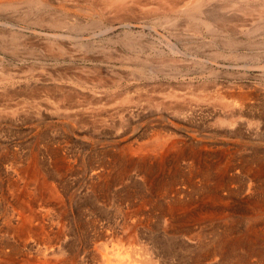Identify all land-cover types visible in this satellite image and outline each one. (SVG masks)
<instances>
[{"label":"rangeland","instance_id":"obj_1","mask_svg":"<svg viewBox=\"0 0 264 264\" xmlns=\"http://www.w3.org/2000/svg\"><path fill=\"white\" fill-rule=\"evenodd\" d=\"M33 2L0 0V193L27 179L34 166L61 174V189L83 192L68 201L76 210L102 207L90 197L94 185L107 193L109 213L120 201L164 204L167 198L153 190L170 188L198 205L197 196L214 188L206 200L218 209L201 239L212 244L222 228L232 241L225 264L264 261V13L258 10L264 1L125 0L123 11L104 0ZM197 2L201 12L193 9ZM231 108L239 124L218 119ZM241 158L259 165L250 188ZM154 221L149 244L178 243V264L200 256L201 239L186 242Z\"/></svg>","mask_w":264,"mask_h":264},{"label":"bare ground","instance_id":"obj_2","mask_svg":"<svg viewBox=\"0 0 264 264\" xmlns=\"http://www.w3.org/2000/svg\"><path fill=\"white\" fill-rule=\"evenodd\" d=\"M33 1L34 0H32V3H34ZM104 1L107 4L109 3L110 5H114V7L117 8V10H119V11L122 10V9L128 8V6L126 5V3H124L125 0H104ZM261 1H264V0H261ZM172 2L174 3L175 0H172ZM38 3H40V2H38ZM137 3H138V0H137ZM199 4H200L199 2H197L196 4L194 3L192 5V6H194L193 9L200 10V9H198ZM2 5H4V4H2ZM96 5H98V4H96ZM99 5H100V3H99ZM170 5H171V3H170ZM174 5H175V3H174ZM114 7H113V9H114ZM137 7H139V6H137ZM172 8H174V7H172ZM200 8H201V6H200ZM260 8L262 10V7H260ZM258 10H259V12L264 13V10H262V11H260V9H258ZM241 11L243 13H246V14H248L247 11L249 12L248 9H247V11L245 10L246 12L244 11V9L241 10ZM200 12H201V10H200ZM122 13H124V12H122ZM205 24H206V26L209 25L206 22H205ZM262 66H264V65H262ZM58 83H59V81H58ZM73 83H74V81H73ZM241 97H244V98H242L241 104L239 105V111L242 110L241 108L243 106H246L245 105V102H246L245 101V98L247 96L245 97V95H243ZM248 97H250V96H248ZM38 102H41V100L40 101L38 100ZM213 104L214 103H212V105ZM227 107H229V106H227ZM233 108H231V110L228 109V110H230V112L228 111L227 114L223 118L218 117V119H221V120L224 119L225 122H227L229 125H234L235 123H238V119L235 118V115L237 113L236 112L237 110L235 111ZM102 110H103V108H102ZM68 112H70V111H68ZM262 119H264V118H262ZM84 120H86V119H84ZM262 122H264V121H262ZM172 147L174 148L175 146H172ZM140 148L141 147H139V149ZM139 149L137 148V150H139ZM121 156H124V154L121 155ZM224 162H225V160H224ZM239 162H241V161H239ZM239 162H237V163H239ZM259 162L260 161H258V164H259ZM158 163L160 164L161 162H158ZM229 163H230V161H229ZM233 163H235V162H233ZM252 163L253 162H250V161H248L247 159L244 158V160L242 161L241 170H240L243 173V176L246 177L245 180L247 179L248 181H250L249 184H248V188H250V186H255V185H252V181L254 180L253 177L256 176V172H259L258 171L259 165H257L258 168H256V166L254 164H252ZM66 164H69V163L66 162ZM225 164H224V166H225ZM132 165H134V164H132ZM237 167H239V166H237ZM218 168H220V167L218 166ZM38 169L34 166L33 169H32V173L29 174V175H27L28 178L27 179L26 178L23 179L22 182L20 180L21 184H19L20 182L18 183V185H15L14 184L13 187L11 186V187H9L7 189H4L0 193V264H176V263L178 264V262H176V257H178V256H176V254H177V249L176 248L178 246V243H176L175 241L172 240V241H168V242L162 244L159 241L154 240V241H152L151 244H149V242L147 241L148 240V236H149L148 235V230H153V229H151L149 227L150 222L153 221V220H155L157 224L160 223L162 225V227L164 228V232H165V230L168 231L171 234L172 233H176L177 231H179V233L181 232V234L183 235L184 240H186V242L189 241V240H191V239H194V238H198V240H200L201 239V236L203 237L204 234H207V233H204V231H205V228H206L205 226H207V223H206L207 221L206 220H208L207 219L208 216H210V213H213V211H216L218 209L217 208V209L214 210V209H212L207 204L208 201L206 199L209 200V197H211L213 194H215L214 192H216L214 190V188H213L214 187L213 186V182H210V184L212 183V187L210 185L211 188H209V189H212V188L213 189L210 190V191H208V189L206 188L207 191L206 190L205 191L203 190L201 192L202 194L200 193V195L197 196L198 199H199V204L198 205H195V203H194L193 206H190L191 203L193 204L192 201L194 200L193 199L194 196L191 195V194L188 197L193 196L192 197L193 200H191V201H189V200L188 201H185L184 200L183 201L182 200L183 197H181V195L179 196V194L181 193V191L178 190V189H175V188H172L171 189L170 188V190H166V191H163V192H160L159 190L154 191L153 189H150V190H153V192L155 193L156 197H158V198H162V197L164 198V197H166L167 198V199L165 198L166 199V203L161 204L160 202H156V203L153 204V203H151L153 200L151 202H148L149 200L147 201V199H145V198H141L142 201H140V202H138V201L131 202V200H129V199L126 198V200H129V201H120V202H117L116 204L113 203L115 205L112 207V209H113L112 213H109V212L104 211V208L106 210H108L109 207H111V206H108V204H109L108 203L109 202V198H107V193L105 194V192H97L95 189H92L93 187H95V185H94L91 188V191H90L91 195H93V196H90V197H93L96 200L97 199L98 200L100 199V202H101L100 206H102V207H100L98 210H96V208L94 209V207L93 208H90L91 206L87 207L86 205H83V207L84 206L87 207L86 210H85V208H82L81 210H76V209H74L71 206V204H68V201L73 200L76 196H79L83 192L82 193H79V192H75L74 190H69V189H66V188L65 189H61L57 185V183H56V180L57 179L58 180H61V176H60L61 174L60 175L59 174H53V172L52 173H47V172L44 173L42 171L40 172V170H38ZM54 169L56 170L57 169V166H54ZM230 169H232V168H230ZM208 170L210 172V169H208ZM261 170L262 169H260V171ZM213 171H216V170L213 168ZM218 171H219V169H218ZM226 171H227V169H226ZM202 172H204V170ZM206 172H208V171H206ZM98 173H101V172H98ZM98 173L95 172L94 173L95 176H93V177L94 178H100V177H102L101 178L102 180H104V179L106 180L105 176H103V172H102V174H98ZM216 173H217V171H216ZM238 173H240V172H238ZM25 174L23 175V177L25 176ZM161 174H162V172H161ZM208 174L211 176L212 173L211 174L210 173H207V175ZM221 174H223V173H221ZM17 175H18V173H17ZM116 175H118V174H116ZM209 175H208V178H209ZM257 176H258V174H257ZM259 176H260V174H259ZM118 177L120 178V176H117V178ZM221 177H220V179H222ZM200 178H202V177H200ZM217 178H216V180H217ZM230 178H232V177L230 176ZM255 178L258 179L260 177H255ZM120 179L117 180V181H120ZM200 180L201 179H199V181ZM208 180H207V182H208ZM225 180H226V178H225ZM189 181H191V179ZM229 181H231V180H229ZM103 182L105 183V181H102L101 183H103ZM58 183H60V182H58ZM108 183H109V181H108ZM196 183H198V181ZM196 183H194V184L196 185ZM98 185H97V187H98ZM190 185H193V184H190ZM228 185L230 187V182H229ZM228 185H226V186L228 187ZM91 186H92V184H91ZM107 186H108V184H107ZM161 186H163V185H161ZM198 186H200V184ZM169 187H170V185H169ZM219 187H221V186H219ZM101 188L99 189V191L101 190ZM191 188H193V187H191ZM216 188L217 187H215V189ZM248 188H244V189H247V191H248ZM201 189H203V188H201ZM204 189H205V187H204ZM150 190H148V191H149V194L151 195ZM221 190H222V188H221ZM146 191H147V189H146ZM224 191H225V189H224ZM127 192L125 190V193L130 195V193H127ZM144 192H142V193H144ZM249 192H250V190H249ZM108 193L111 195L110 192H108ZM196 193H197V191H196ZM196 193H195V195H196ZM138 195H140V194H138ZM226 195L228 197V193ZM135 196H136V194H135ZM214 196H216V195H214ZM221 196H222V194H221ZM125 197H126V195H125ZM125 197L123 196V199ZM220 197H218V198H220ZM154 198H155V196H154ZM135 199H137V198L135 197ZM149 199H151V198L149 197ZM213 200H214V198H213ZM223 200H225V199H223ZM196 201H198V200H196ZM210 201H211V198H210ZM260 202H262V201H260ZM214 203H217V202L214 201L213 204ZM220 203H221V201H220ZM257 210H260V209H257ZM221 213L223 214V212H221ZM224 213H225V211H224ZM208 221H210V220H208ZM211 221H212V218H211ZM222 224H223V222H222ZM262 224H264V223H262ZM252 226H254V225H252ZM259 226H260V224L256 226V229ZM219 227H221L220 222H219ZM221 230H223V229L221 228L220 230H217V232H216L217 233L216 239L215 240H212V244L209 243V241H208L207 238L205 239L206 241L203 238L201 239L202 241L200 242V245H201L202 251H200L201 253L199 252L200 253V256L199 257H197L193 261L191 260L192 261L191 264H225V257H226L225 255L226 254L228 255V252H227L228 246L231 245L230 243L232 241L227 240V237L228 236L225 237V235H223L224 232L221 231ZM208 231H210V230H208ZM251 231H254V230H251ZM251 231H249L248 233H250ZM255 232L257 234L260 233V232L258 233L257 231H255ZM262 232H264V231H262ZM256 233H254V235ZM176 234H178V232ZM256 235H255V237H257ZM241 237H242V235H241ZM250 237H254V236H250ZM237 238H240V237H237ZM242 238H244V237H242ZM198 240H196V242ZM257 240H258V238H257ZM213 241H214V243H213ZM240 242H242V241H240ZM246 242H248V241L246 240L245 243ZM262 242H264V241H262ZM180 244H183V245H180V246H183L184 248H187V245L186 244H184V243H180ZM228 244H230V245H228ZM255 245H257V244L255 243ZM253 246H254V243H253ZM251 247H252V245H251ZM233 248H234V246H233ZM235 249H237V248H235ZM262 253H264V252H262ZM234 258L237 260L238 257L236 258V256H234ZM262 259H264V258H262ZM236 262L238 263V261H236ZM258 264H264V261L261 260L260 263L258 262Z\"/></svg>","mask_w":264,"mask_h":264}]
</instances>
